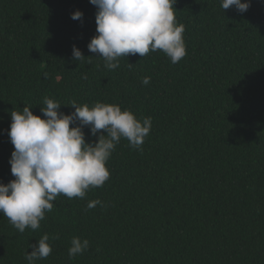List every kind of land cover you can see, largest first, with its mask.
<instances>
[{"label":"trees","instance_id":"trees-1","mask_svg":"<svg viewBox=\"0 0 264 264\" xmlns=\"http://www.w3.org/2000/svg\"><path fill=\"white\" fill-rule=\"evenodd\" d=\"M173 7L184 58L150 51L109 70L87 47L97 35L90 0H0V183L15 179L11 111L43 119L45 96L65 114L73 100L100 101L152 121L142 150L122 138L104 185L83 199L58 195L39 229L20 233L0 213V264H28L45 233L52 252L35 264H264V0L244 13L221 0ZM92 200L104 206L88 209ZM73 237L89 247L69 258Z\"/></svg>","mask_w":264,"mask_h":264},{"label":"clouds","instance_id":"clouds-1","mask_svg":"<svg viewBox=\"0 0 264 264\" xmlns=\"http://www.w3.org/2000/svg\"><path fill=\"white\" fill-rule=\"evenodd\" d=\"M90 3L97 7V35L87 47L103 58L109 70L119 68L120 57L136 54L144 57L150 51H162L173 64L185 57V28L175 17L176 0H90ZM232 6L244 13L250 0H221L223 10ZM82 17L80 10L71 15L74 20ZM72 58L83 61L86 57L73 45ZM132 65L129 63L130 68ZM150 79L145 76L141 83L148 85ZM43 104L40 108L43 119L27 106L10 113L8 136L14 151L9 163L15 179L0 183V213L20 233L26 228L39 229L40 221L46 212L53 210L58 195L83 199L89 189L102 187L110 177L107 161L120 140L124 138L131 147L141 149L152 126L150 117L137 119L131 110H122L116 104L97 101L90 107L73 100L69 106L74 111L70 114L60 112L61 104L47 96ZM84 126L90 128L92 136L100 133L97 142H86ZM98 204L104 206L102 201L92 200L87 208ZM49 239L45 233L36 244L29 245L32 251L25 254L28 264L51 254ZM70 244L69 258L89 247V241L79 237H73Z\"/></svg>","mask_w":264,"mask_h":264}]
</instances>
